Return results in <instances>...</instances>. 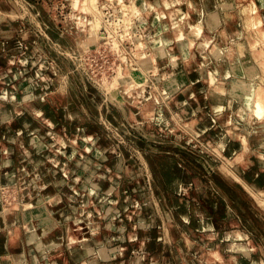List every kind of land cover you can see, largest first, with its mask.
Masks as SVG:
<instances>
[{
  "label": "rangeland",
  "instance_id": "1",
  "mask_svg": "<svg viewBox=\"0 0 264 264\" xmlns=\"http://www.w3.org/2000/svg\"><path fill=\"white\" fill-rule=\"evenodd\" d=\"M233 1L0 0V264H264V5Z\"/></svg>",
  "mask_w": 264,
  "mask_h": 264
},
{
  "label": "bare ground",
  "instance_id": "2",
  "mask_svg": "<svg viewBox=\"0 0 264 264\" xmlns=\"http://www.w3.org/2000/svg\"><path fill=\"white\" fill-rule=\"evenodd\" d=\"M216 1V6H217V8H218V6H220L219 8H221V7H226V5L227 6H230V5H235L234 4V1L233 0H215ZM251 1H253V0H251ZM259 2H260V5H264V0H258ZM72 2V1H71ZM140 2V1H139ZM187 2H188V0H187ZM257 3V2H256ZM153 4V3H152ZM165 5L166 6H168V8H171V3L170 2H166L165 3ZM237 5V4H236ZM77 6V5H76ZM148 6V5H147ZM246 6H248V5H246ZM237 7V6H236ZM261 7V6H260ZM238 8V7H237ZM251 8H252V12H249L248 10H249V6L246 8V10H244L243 12H245V14H247L250 18H252V17H256V22L254 23V24H252V25H249L248 27H250L253 31H254V33L256 32H258V31H256V30H258V27H261L262 25V23H260V20H258V15L256 14V11H255V4H254V2H252V5H251ZM239 9V8H238ZM245 9V8H244ZM257 9V8H256ZM237 10V9H236ZM242 9H240V11H241ZM232 11V10H231ZM247 11V12H246ZM193 12V11H192ZM216 12H217V10L215 9V10H210V11H208L207 12V16H210V17H212L213 18V15H215L216 14ZM224 12V11H223ZM229 12V10L226 12L225 11V13L226 14H229L228 13ZM231 13V12H230ZM244 14V15H245ZM151 15V14H150ZM256 15V16H255ZM152 16V15H151ZM217 16V15H216ZM247 16V18H249ZM191 17L193 18V15H192V13H190V12H187L186 13V11H183V12H180V13H178L177 14V20L179 19L180 21L181 20H183L184 21V23L186 24V28H187V31H190V30H194L195 32H199L198 34H196V36L197 37H199V42H197L198 44H197V47L196 48H200V49H204V53L201 55V56H198L197 57V60L201 63V65H203V68H205V66H207V61L211 58V57H214L215 59H219V58H221V55H222V51L219 49V47L216 45V44H214L213 43V41H212V39H211V35H210V33L209 32H207V28L205 27V25L200 21V22H198V21H193L192 19H191ZM218 17V19H219V22H221V17H220V15H218L217 16ZM250 18L249 19H246V20H248V21H246V23L248 22V24H249V22L251 21L250 20ZM261 18V17H260ZM78 19V18H77ZM250 20V21H249ZM255 20V19H254ZM252 21H253V18H252ZM177 22V21H176ZM243 23H245V22H243ZM245 23V24H246ZM80 24V23H79ZM83 24V23H82ZM94 24V23H93ZM96 24V23H95ZM244 24V25H245ZM250 24H251V22H250ZM264 24V23H263ZM172 26H174V25H172ZM222 26V25H221ZM240 26V25H239ZM246 26V25H245ZM253 28H252V27ZM247 27V28H248ZM89 28H90V26H89ZM218 28V27H217ZM246 28V27H245ZM249 28V29H250ZM244 29V28H243ZM205 30H206V32H205ZM251 30V31H252ZM157 31V30H156ZM242 30L240 29V31L238 32L239 34H242V32H241ZM246 31V29H244V31L243 32H245ZM249 31V30H248ZM253 31H252V33H253ZM262 32H263V30H261ZM89 32L91 33L92 32V30L91 29H89ZM241 32V33H240ZM259 32H260V30H259ZM262 32H260L261 33V35H262ZM260 33H257L258 35H260ZM207 34H209V35H207ZM263 34H264V32H263ZM253 35V34H252ZM252 35H250V36H252ZM254 35H256V34H254ZM253 35V38L255 37ZM176 36H180V31L177 33V35ZM245 36V35H244ZM247 36V35H246ZM264 36V35H263ZM263 36H262V38H263ZM159 37V36H158ZM160 37H162V36H160ZM248 37H249V34H248ZM258 37H260V36H258ZM214 38H216V37H214ZM244 38V37H243ZM247 38V37H246ZM250 38V37H249ZM252 38V39H253ZM256 38H257V36H256ZM251 39V38H250ZM255 39V38H254ZM264 39V38H263ZM238 40H240V39H238ZM257 40V39H256ZM259 40H261V39H259ZM216 41V40H215ZM214 41V42H215ZM245 41L246 40H241V41H239L238 42V44H236L235 46H236V48H234V50L236 49V51H239L240 53H236V55H239V54H241V55H243V53H244V50L245 51H248V50H246V48L245 47H243V46H245L244 45V43H245ZM171 42V40H168L167 42H164L163 44H168V43H170ZM253 42H254V40H253ZM253 42H251V43H253ZM249 43V42H248ZM260 43V42H259ZM262 43V42H261ZM247 44V43H246ZM254 44H257L256 42H254ZM253 44V45H254ZM258 45V44H257ZM248 46V48H249V46L250 45H247ZM246 46V47H247ZM252 46V45H251ZM259 46V45H258ZM257 46V47H258ZM255 47V46H254ZM169 48H171V47H169ZM180 48L182 49V51H183V54H184V56H186V57H188V54H189V50H190V44H188V42H187V40H185L184 39V37L182 38V41H181V43H180ZM244 48V49H243ZM251 49V48H250ZM253 49V48H252ZM255 51L253 52L254 54H253V57H254V63L255 64H257V66L259 67V69L261 68L262 69V67L264 66V43L263 44H261V46L260 47H258V48H255L254 49ZM146 51V50H145ZM165 51V50H164ZM185 52V53H184ZM249 52V51H248ZM147 53V52H146ZM166 53V52H165ZM251 53V52H250ZM138 54V53H137ZM144 55V54H143ZM241 55H239L240 57H241ZM238 56V57H239ZM247 55H245V53H244V56H242L243 57V59L246 57ZM138 57V56H137ZM239 57V58H240ZM242 57L240 58V59H242ZM250 57H252V56H250ZM138 58H140V57H138ZM246 58H248V57H246ZM242 59V60H243ZM256 59V60H255ZM245 60V59H244ZM252 60H253V58H252ZM241 61V60H240ZM199 62H198V65H199ZM211 62V61H210ZM220 62V61H219ZM221 63V62H220ZM217 64H219V63H217ZM246 65H248L247 63H245ZM245 64L244 63H241V65L242 66H245ZM250 64V63H249ZM253 65V64H252ZM200 66V65H199ZM219 66H221V65H219ZM254 66V65H253ZM252 68V66H249V67H247L246 66V68H247V70H245L246 71V73L248 72V74L251 72V70L253 71V68L250 70V69H248V68ZM217 68V67H216ZM216 68H213V67H211V68H206L205 70H204V73L205 74H207V76L208 75H210V78L212 79V80H214L215 79V73L217 72V70H216ZM220 68V67H219ZM243 68V67H242ZM221 69V68H220ZM249 70H250V72H249ZM244 71V72H245ZM258 72V71H257ZM262 72V71H261ZM260 72V73H261ZM132 73V74H131ZM259 73V74H260ZM263 73V72H262ZM261 73V74H262ZM130 74L131 75H133L134 76V74H133V72H130ZM129 74V75H130ZM260 74V75H261ZM131 75L129 76V78L131 77ZM262 75H264V74H262ZM220 76V75H219ZM257 76V75H256ZM134 77H137V76H134ZM258 77V76H257ZM128 78V79H129ZM263 78V77H262ZM127 79V78H126ZM126 79H124V80H126ZM133 80H134V83H135V79L134 78H132ZM137 79V78H136ZM257 79H259V78H257ZM122 80H123V78H122ZM131 82L133 81V80H131V79H129ZM250 81V80H249ZM251 81H252V79H251ZM255 81V80H254ZM260 81V80H259ZM262 81H264V80H262ZM261 81V83H263ZM125 82V81H124ZM244 82V81H243ZM133 83V82H132ZM254 83V82H253ZM259 83V82H258ZM261 83H259V84H257V82H256V84H255V86H253L252 88H250V90H249V92H250V94L249 95H247V97L246 98H248V111L251 113V115L255 118V120H257L258 121V123L260 124L259 126L260 127H264V126H262V125H264V86L261 84ZM122 84H123V82H122ZM127 84V83H126ZM230 84V83H229ZM234 84V83H233ZM126 88V87H125ZM133 89V88H132ZM203 96H204V94H203ZM229 101V100H228ZM187 106V105H186ZM230 106H231V103H230ZM183 107H185V106H183ZM183 107H182V109H183ZM188 107V106H187ZM187 107H185V108H187ZM232 107H234L233 105H232ZM189 108V107H188ZM238 109H240V106H239V108L237 107V109H235V110H238ZM179 111H184V109L183 110H179ZM185 112V111H184ZM185 113H188L187 111L185 112ZM188 115H189V113H188ZM207 135H203V137L205 138ZM264 142V141H263ZM37 212V211H36ZM215 254H217L216 253V251H213L212 253H211V255H213V256H216ZM218 256V255H217ZM218 258V257H217ZM84 264V263H83Z\"/></svg>",
  "mask_w": 264,
  "mask_h": 264
},
{
  "label": "crops",
  "instance_id": "3",
  "mask_svg": "<svg viewBox=\"0 0 264 264\" xmlns=\"http://www.w3.org/2000/svg\"><path fill=\"white\" fill-rule=\"evenodd\" d=\"M5 239H8V236H7ZM9 264H10V263H9Z\"/></svg>",
  "mask_w": 264,
  "mask_h": 264
}]
</instances>
